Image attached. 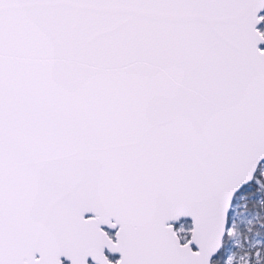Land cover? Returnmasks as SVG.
<instances>
[{
    "label": "snow or ice",
    "instance_id": "1",
    "mask_svg": "<svg viewBox=\"0 0 264 264\" xmlns=\"http://www.w3.org/2000/svg\"><path fill=\"white\" fill-rule=\"evenodd\" d=\"M0 264H264V0H0Z\"/></svg>",
    "mask_w": 264,
    "mask_h": 264
}]
</instances>
